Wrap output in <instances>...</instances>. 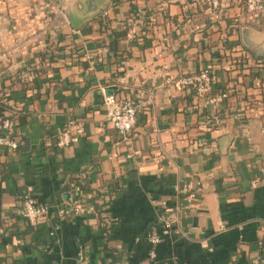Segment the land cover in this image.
Wrapping results in <instances>:
<instances>
[{"label": "crops", "instance_id": "obj_1", "mask_svg": "<svg viewBox=\"0 0 264 264\" xmlns=\"http://www.w3.org/2000/svg\"><path fill=\"white\" fill-rule=\"evenodd\" d=\"M89 3L0 0V121L14 115L20 137L0 149V264H264V15L235 0ZM207 68L230 92L217 114L190 111L196 93L178 84ZM105 94L142 104L128 139ZM189 182L202 192L186 208ZM28 187L51 209L40 229L23 216ZM73 202L82 214L59 220ZM180 202L154 249L148 234Z\"/></svg>", "mask_w": 264, "mask_h": 264}, {"label": "built area", "instance_id": "obj_2", "mask_svg": "<svg viewBox=\"0 0 264 264\" xmlns=\"http://www.w3.org/2000/svg\"><path fill=\"white\" fill-rule=\"evenodd\" d=\"M210 6L219 9L221 0H207ZM243 3L250 14L264 15V0H235ZM135 29L130 32V38L135 37ZM247 66V63L243 65ZM218 82V76L211 69H203L198 73L187 75L179 78L178 84L185 89H192L196 93L197 102L190 106V111H199L210 107L216 114L221 107L227 102L230 97L229 91H223L218 94L214 93V88ZM201 101V104H199ZM103 108L106 119L118 134L123 139H128L137 125L138 117L142 113L143 106L132 98L118 97L115 94H105L103 98ZM74 125V124H73ZM85 135L84 124H77L76 134L73 135L72 128L63 129L59 139L55 143V147L59 150L65 149L76 143L82 136ZM20 137L17 132V121L14 115L4 118L0 121V149L4 148L9 152H15L19 149ZM138 153L129 154L127 158L135 159ZM1 159V150H0ZM1 166V160H0ZM256 185L255 182L252 183ZM74 189V187L72 186ZM202 192L201 186L195 185L192 182L185 184L183 187L177 188V194L184 198L186 208H190L192 201L197 198ZM23 216L29 226L35 229H40L46 226L49 222L50 206L41 203L36 197L34 188L28 187L20 196ZM183 202H180L170 219H165L159 228L152 230L147 238L150 244L155 249L165 239H167L173 226L178 222L180 214L183 212ZM166 205L165 203L163 204ZM82 207L80 204L73 202L69 207L60 208L57 211L59 220H64L72 215H81ZM150 254L151 259L156 258V251ZM172 264H180L176 259Z\"/></svg>", "mask_w": 264, "mask_h": 264}, {"label": "water", "instance_id": "obj_3", "mask_svg": "<svg viewBox=\"0 0 264 264\" xmlns=\"http://www.w3.org/2000/svg\"><path fill=\"white\" fill-rule=\"evenodd\" d=\"M94 6H90V3L86 4L87 12H91L96 9L97 6H101L105 3V0H93ZM70 17L73 19V16L70 14ZM75 21V20H74Z\"/></svg>", "mask_w": 264, "mask_h": 264}, {"label": "trees", "instance_id": "obj_4", "mask_svg": "<svg viewBox=\"0 0 264 264\" xmlns=\"http://www.w3.org/2000/svg\"><path fill=\"white\" fill-rule=\"evenodd\" d=\"M233 59L234 58H229V60H231V61H234L235 59H238L237 62L240 65H242V64L244 65L245 63H247V59H246V56H245V53L244 52H243V54L236 56L234 60ZM96 210H98V207L97 206H96Z\"/></svg>", "mask_w": 264, "mask_h": 264}]
</instances>
